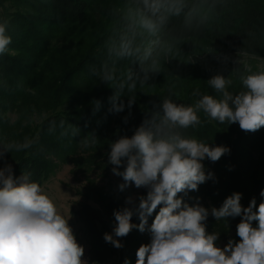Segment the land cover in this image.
Instances as JSON below:
<instances>
[{
	"label": "trees",
	"instance_id": "trees-1",
	"mask_svg": "<svg viewBox=\"0 0 264 264\" xmlns=\"http://www.w3.org/2000/svg\"><path fill=\"white\" fill-rule=\"evenodd\" d=\"M197 2L198 16L208 18L191 26H185L183 16L171 19L170 25L179 38L174 58L164 63L162 72L152 74L143 89L137 88L131 109L125 107L117 113L110 111L109 98L115 89L100 82L91 70L98 69L105 58V43L116 28L111 10L122 6L123 0H0V17L9 19L8 34L12 38L10 52L0 56V139L35 140L28 150L5 153L0 168L10 164L14 178L30 171L42 187L63 164L87 175L93 167L108 162L112 142L121 136L131 137L146 116L160 111L170 88L172 99L186 105L199 99L192 94L196 89L218 97L207 84L215 75L233 79L229 91L243 90L231 67L217 74L206 71L194 58L233 52L264 58V0ZM119 67L139 70L132 60L121 61ZM120 100L127 105L128 95L123 94ZM68 124L79 130L75 136L70 131L61 134ZM188 132L211 147L226 146L230 152L216 162L202 161L214 178L199 185L198 190L189 191L185 202H199L210 210L221 207L234 192L242 193L243 207L253 198L257 207L264 202L260 195L264 190V127L245 132L238 122L212 121ZM88 137L97 141L84 148L80 142ZM80 196L83 202L73 214L89 243V264H106L114 259L116 264H124L125 260L136 264L138 248L151 241L147 230L142 233L134 228L118 238L123 244L119 249L104 239L116 224L114 211L129 207L126 201L131 193L111 183L99 187L88 179ZM158 211L159 207L149 216V226ZM240 220L229 217L217 221L209 211L206 231L219 233L217 246L230 239L239 242ZM131 223H140L138 215H133ZM233 230L236 232L231 236Z\"/></svg>",
	"mask_w": 264,
	"mask_h": 264
},
{
	"label": "clouds",
	"instance_id": "clouds-1",
	"mask_svg": "<svg viewBox=\"0 0 264 264\" xmlns=\"http://www.w3.org/2000/svg\"><path fill=\"white\" fill-rule=\"evenodd\" d=\"M199 8L197 0H123L122 6L111 10L116 28L105 43L103 62L91 70L100 82L115 89L109 98L110 111L131 109L137 88L143 89L150 76L162 72L164 63L174 58L179 38L170 25L171 19L183 16L185 26L203 22L208 17L198 16ZM9 29V19L0 17V56L10 52ZM123 60L137 62L139 70L121 69ZM232 74L242 85L238 93L228 90L233 79L223 75L207 81L218 97L196 89L192 94L199 99L190 105L175 102L170 88L160 111L146 116L131 137L121 136L110 144L108 162L114 166L113 173L124 181L120 190L131 184L147 189L138 205L128 197L126 203L133 207L114 211L113 233L104 234L105 241L119 249L123 244L118 238L134 228L142 233L147 230L151 241L138 248L136 264H264V202L257 207L253 198L243 207L239 192L228 196L221 207L210 210L199 202L189 205L184 201L189 191L198 190L199 185L214 178L202 161L216 162L230 152L226 146H209L188 129L212 121L238 122L245 132L264 127V65L253 71L245 64L243 73L237 68ZM123 94L128 95L127 105L120 100ZM95 104L98 108L99 101ZM69 131L75 136L79 130L68 124L61 134L68 135ZM96 141L88 137L80 144L87 148ZM34 143L29 137L22 141L0 139V158L5 153L28 150ZM32 175L24 171L14 178L10 164L0 168V264H88L83 258L85 249L69 226L70 217L65 218ZM260 195L264 197V190ZM158 207L149 226L148 218ZM209 211L217 221L241 217L237 225L239 242L230 239L223 248L217 246L219 233L206 231ZM134 214L139 217L138 225L131 223ZM124 264L129 262L125 260Z\"/></svg>",
	"mask_w": 264,
	"mask_h": 264
},
{
	"label": "rangeland",
	"instance_id": "rangeland-1",
	"mask_svg": "<svg viewBox=\"0 0 264 264\" xmlns=\"http://www.w3.org/2000/svg\"><path fill=\"white\" fill-rule=\"evenodd\" d=\"M209 56H197L195 61L201 63V66L207 68L206 71L217 72V74L224 73L230 67L234 71L235 69H242L244 71V65L247 64L251 66L252 70L255 71L261 65H264V58L249 56L246 54H241L238 52H233L223 55ZM239 61V63L237 62ZM203 67V68H204ZM114 166L109 162L100 164L93 167L87 175L81 172H75V168L72 165L63 164L59 168L57 174L50 179L43 186L46 192L54 199L59 211L69 218L68 223L71 227L77 242L82 245L85 249L84 259L90 261L89 256V243L83 234V226L74 216L73 211L79 210L80 205L83 202L80 192L84 190L87 186L88 179L96 182L99 187H106L108 184L115 186L120 185L124 181L121 177L115 175L112 171ZM127 192L131 193V198L133 202H137L141 195L147 193L146 188L137 189L134 184L129 185L125 188ZM127 206H132L126 203ZM235 230L231 232V236L235 234ZM113 233V230L111 234ZM228 241L223 242L219 247L223 248ZM106 264H116V259L106 263Z\"/></svg>",
	"mask_w": 264,
	"mask_h": 264
}]
</instances>
